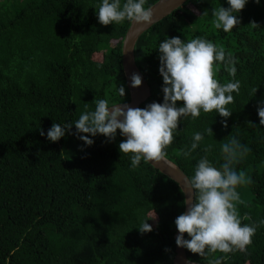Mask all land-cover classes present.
Instances as JSON below:
<instances>
[{"label": "trees", "instance_id": "16d2710c", "mask_svg": "<svg viewBox=\"0 0 264 264\" xmlns=\"http://www.w3.org/2000/svg\"><path fill=\"white\" fill-rule=\"evenodd\" d=\"M99 3L0 0V264H174L175 219L186 207L175 180L144 161L132 170V154L119 150L125 140L119 130L111 142L89 135L91 146L75 125L59 141L47 139L54 123L74 122L94 111L96 100H130L123 41L131 22L101 25ZM220 6L228 8L227 0H188L140 37L136 61L152 88L140 108L163 103L157 49L164 39L202 37L234 58L241 87L227 106V127L215 111L182 118L166 152L191 178L205 155L216 167L223 163V143L235 137L246 145L250 151L235 168L251 183L238 188L237 208L250 217L243 222L252 223L264 220V125L257 114L264 101V0H249L240 24L227 33L213 25L212 11ZM215 78L221 84L233 79L222 63ZM121 84L125 97L117 91ZM209 127L213 135H205L190 158L178 155L193 133ZM146 219L153 230L141 233ZM187 253L202 264H264V226L245 251Z\"/></svg>", "mask_w": 264, "mask_h": 264}, {"label": "clouds", "instance_id": "9594fccd", "mask_svg": "<svg viewBox=\"0 0 264 264\" xmlns=\"http://www.w3.org/2000/svg\"><path fill=\"white\" fill-rule=\"evenodd\" d=\"M261 0H255L260 4ZM148 0H100L97 17L101 25L123 24L125 21L137 24H151L153 11L151 5L145 7ZM249 0H227L228 8L220 6L213 9V25L216 29L230 32L240 24L238 14ZM203 15H208L205 10ZM159 73L163 79V103L152 102L144 108H132L127 103L110 102L108 99L95 101V110L83 112L74 122L54 123L47 131V139L57 142L71 133L75 125L76 135L85 145L91 146L97 135L105 136L110 142L117 136V130L126 137L119 144L121 153L130 156L131 169H137L141 161L158 164L167 157L166 149L179 135L178 123L182 118H198L201 112L215 111L227 118L232 111L227 107L234 102V93L239 94L240 81L235 79L234 58L228 56L222 48L202 37L182 40L180 37L166 38L158 45ZM223 64L233 77L228 83L221 84L215 78V67ZM142 84L139 74L131 76V87ZM118 94L125 97L123 84L117 88ZM182 102V106H177ZM260 125H264V101L257 107ZM88 134V135H81ZM40 135L44 136L43 130ZM205 135H213L209 127L205 132L192 134L190 147L178 155L185 159L191 157ZM207 151V150H205ZM250 149L233 137L221 145L223 163L216 167L205 155L197 162L194 175L186 181L193 192L187 211L175 219L179 235L176 245L191 253L204 257L220 252L225 255L236 251H245L252 243V237L264 220L244 223L250 217H241L237 204L240 202L238 188L251 183L243 170L237 171L235 164L242 160ZM150 219H155L154 217ZM142 222L138 228L141 233L151 232L152 226ZM190 239H186L184 234ZM214 264H221L215 260Z\"/></svg>", "mask_w": 264, "mask_h": 264}, {"label": "water", "instance_id": "95a60500", "mask_svg": "<svg viewBox=\"0 0 264 264\" xmlns=\"http://www.w3.org/2000/svg\"><path fill=\"white\" fill-rule=\"evenodd\" d=\"M187 2L188 0H158L151 6L153 8V21L151 24H137L135 22H131L123 41V66L127 86L130 92V100L122 103H127L132 108H140L151 97L152 88L136 61V45L140 37L146 31H148L152 26L160 22L162 19L168 17L170 14H172ZM133 74H139L142 77V84L138 88L131 87V76ZM124 138L126 139V137ZM149 163L161 173L175 180L179 184L185 195V201L189 199V202L191 203L194 194L186 185V181L190 177L178 164L170 160L168 157H166L163 161H160L158 164H156L155 162ZM187 208L188 205L186 204L185 212L187 211ZM177 235H179L178 230H176L175 239ZM184 235L186 238V233ZM174 264L202 263L192 261L188 257L187 250L176 245Z\"/></svg>", "mask_w": 264, "mask_h": 264}]
</instances>
